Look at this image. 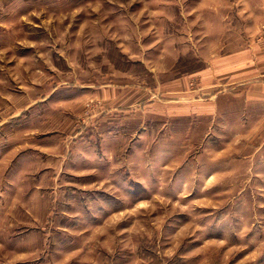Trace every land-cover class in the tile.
<instances>
[{"label":"rangeland","instance_id":"rangeland-1","mask_svg":"<svg viewBox=\"0 0 264 264\" xmlns=\"http://www.w3.org/2000/svg\"><path fill=\"white\" fill-rule=\"evenodd\" d=\"M257 34L264 0H0V264H264L262 160L190 109ZM88 87L150 92L112 125Z\"/></svg>","mask_w":264,"mask_h":264},{"label":"crops","instance_id":"crops-1","mask_svg":"<svg viewBox=\"0 0 264 264\" xmlns=\"http://www.w3.org/2000/svg\"><path fill=\"white\" fill-rule=\"evenodd\" d=\"M257 36L258 34L251 45L248 43L237 51L209 61L207 67L195 77L198 78V91L202 92L205 99L196 100L190 109L196 114L194 116L206 117L211 130L222 129L224 137L229 138L231 149L247 152L244 157L248 160H262L261 164L264 167V40L258 39ZM176 90L184 92L190 89L176 88ZM146 92L149 94L150 90L134 89L126 92L115 87L99 89L88 87L84 91L86 96L93 95L103 101L107 111L110 109L113 112L112 116L104 114L100 120L104 121L110 117L112 121H109L112 125L119 123L120 113H124L125 109L133 110L142 103L145 99L141 98ZM191 92L195 93L196 90L193 89ZM86 131L87 128L80 133V136L83 137ZM104 134V143H109L115 136L111 130H107ZM70 138L76 139L71 134ZM62 157L66 162L71 157L70 151L68 150ZM64 162L58 169L43 168L40 173L52 175L67 173ZM261 176L259 184H262L260 188L262 191L264 173H261ZM40 190L41 187L37 186L35 191L34 186L30 193H27L33 204L29 214L33 216L34 221L35 193ZM42 208L44 215L50 214L46 205Z\"/></svg>","mask_w":264,"mask_h":264}]
</instances>
